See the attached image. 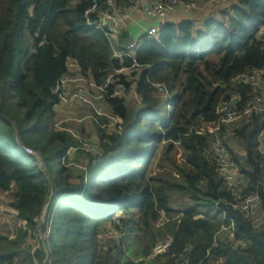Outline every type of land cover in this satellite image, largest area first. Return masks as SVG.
Segmentation results:
<instances>
[{"label":"trees","instance_id":"16d2710c","mask_svg":"<svg viewBox=\"0 0 264 264\" xmlns=\"http://www.w3.org/2000/svg\"><path fill=\"white\" fill-rule=\"evenodd\" d=\"M136 1L115 0V6L124 11ZM91 3L0 0V195L11 192V206L26 222L13 238L0 233V264L24 258L37 264L32 234L45 236L55 264H264V225L257 229L232 205L235 196L224 189L218 162L208 154L210 138L196 130L218 118L230 78L264 67V0H239L225 7L222 18L204 21L196 12L183 13L182 21L144 36L135 59L114 56V49L126 50L133 42L127 27L113 44L86 26ZM69 59L97 84L117 69L140 67L136 91L144 106L128 108L124 97L107 101L121 122L102 129L94 121L101 150L81 151L78 175L69 166L77 140L55 127L60 102L54 87L69 72ZM119 77L132 87L124 74ZM154 82L165 84L168 98L157 93ZM263 127L262 117L254 116L238 131L242 150L232 152L246 191L260 185L264 209V151L258 141ZM19 143L38 150L47 170ZM176 201L182 206L175 207ZM119 212L121 238L105 248L101 228ZM230 219L234 237L223 238L219 232ZM166 242V250L155 254Z\"/></svg>","mask_w":264,"mask_h":264},{"label":"built area","instance_id":"2783aa9c","mask_svg":"<svg viewBox=\"0 0 264 264\" xmlns=\"http://www.w3.org/2000/svg\"><path fill=\"white\" fill-rule=\"evenodd\" d=\"M229 0H173L170 2H154L145 7V14L151 18L158 19L160 25H152L146 36H153L160 32L161 28L167 23L166 19L170 16H177L183 13L192 12L195 9H202L205 5L213 3L225 4ZM115 0H92L91 5L85 10L86 26L104 33L110 41L115 44L121 32L122 23L130 19L135 9L130 8L121 13L114 12ZM143 38L133 41L128 45L126 50L118 51L114 49L115 57H129L135 59V54L140 47ZM67 74L62 75L56 82L54 92L58 96L60 104L65 105H85L91 107L96 115L87 116L92 118L102 129L112 127L121 119L113 114L109 109L107 101L116 97H121L123 90H128L125 83L119 77L125 75V71L129 69L141 70L140 67H124L115 70L105 80L103 84H97L93 78L88 77L76 60H68ZM139 66V65H138ZM81 71L82 76L76 77L71 73ZM126 76V75H125ZM116 78V82L112 79ZM264 81V67L249 70L243 74H238L230 78L227 86L231 88L228 96H225L219 103L217 108L218 118L212 122H203L196 127L197 133L200 135H208L211 146L208 151L209 157L216 159L218 162V174L223 181L224 189L230 191L235 196V203L232 205L242 212L252 224L261 229L264 225V209L263 199L260 191V185L254 191L247 192V181L240 177L238 173V165L233 158V152L242 150L238 131L246 124L251 123L254 116L260 115L264 120V90L260 88ZM82 83V85L80 84ZM153 86L157 93L165 99L169 97L167 87L163 83L154 82ZM252 86L253 90L243 94L246 88ZM137 92V91H136ZM139 95V94H138ZM140 97V95H139ZM141 98V97H140ZM98 100L105 101L107 106L98 103ZM101 102V101H100ZM141 102V99H140ZM106 117L111 122L103 123L99 117ZM83 119H76L82 122ZM55 127L60 130H66L77 140L78 147L72 150L84 151L89 153H99L100 144L92 137H84L79 132L65 127L63 121H57ZM259 149L264 151V127L258 134ZM20 148L27 154H30L41 161V153L33 147L20 143ZM230 226H223L219 232V236L234 237V223L230 219ZM26 222L19 223V227L25 225ZM50 234V229L48 231ZM118 238L121 234L117 233ZM42 234H40L41 237ZM44 250V264H55L51 250L47 247L44 237H42ZM170 242L160 243L155 248V254L164 252ZM38 246H34L36 250ZM204 264H219L213 261H207Z\"/></svg>","mask_w":264,"mask_h":264},{"label":"rangeland","instance_id":"374dc122","mask_svg":"<svg viewBox=\"0 0 264 264\" xmlns=\"http://www.w3.org/2000/svg\"><path fill=\"white\" fill-rule=\"evenodd\" d=\"M143 1H147V5H150L154 2H158L159 0H142L140 2V4L143 3ZM193 1V0H191ZM197 1V0H195ZM239 0H229L228 2H226L225 4H217V3H213L210 5H205V7H203L202 9H195L192 12H196L198 13L199 18L201 20L204 21V19L209 18L210 16L214 15L215 17L218 18H222L224 13H225V7L234 5L236 3H238ZM136 9V8H134ZM227 15V14H226ZM229 16V15H227ZM151 18V17H150ZM174 22H176V20L174 18L170 19ZM132 29V28H131ZM134 35L135 39H141L144 36H146L147 34V29H142L138 32H133L132 33ZM139 72H141V70H134V69H129L127 71H125V75L127 77V80L130 81L132 84V87H130V89L128 90H123L121 93V97L125 98V104L127 105L128 108H135V109H141L143 108V103L140 102V97L138 95V93L136 92V81L139 78ZM72 75H76V77H81L82 73L81 71L77 70L76 72H73ZM91 78V77H90ZM115 82L117 81L116 78L114 77ZM82 85V83H80ZM101 101V102H100ZM98 103H102L101 105L107 106L105 101L102 100H98ZM167 100L162 101V109H166L167 108ZM79 106L82 105H57V107L60 108H64V107H68V108H79ZM88 107V106H87ZM81 108V107H80ZM86 111L80 112V114H76L73 118L70 119H66V120H61L60 117L57 116V120L56 122L59 121H63V124L69 128H71L74 131H78L80 133V135L84 136V137H92L95 139V126H94V120L92 118H88L87 116H90L92 114L87 115V113H85ZM75 118H85L82 122H77ZM63 119V118H62ZM59 129V128H58ZM177 159L179 161L183 160V149L178 148L177 151ZM84 162V155L81 151L78 150H72L70 152V165L71 168L73 169V172L75 175H78L80 173V171L82 170V163ZM11 201H12V196H11V192H2L0 195V207H12L11 206ZM182 201H176L175 202V207L179 208L182 206ZM14 212L8 208V210H4L1 211L0 210V232L1 233H6V235L10 234L12 231L10 229L11 226L13 227H19L18 224L22 223L21 220H19L16 217L12 216L15 215L13 214ZM121 213L119 212L118 214H116L115 218V222L114 223H108L106 225L103 226V228H101V235L99 236V239L102 242V246H106L105 248H109L110 246H114L116 243H119L120 238H118V234H121V232L119 230H121L119 227L121 226V222L118 220L121 217ZM13 217V218H12ZM15 218V219H14ZM8 219V221H7ZM18 224H15L17 223ZM17 225V226H16ZM25 226V225H23ZM255 227L257 228V226L255 225ZM42 237L45 236L42 234L41 237L36 234H32L30 239H29V243L32 244L33 246H38L34 252V256H35V263L37 264H44V258H43V254H42V248L39 247V240L42 239ZM55 263V262H54ZM19 264H28L26 262V259L24 258L22 262H20Z\"/></svg>","mask_w":264,"mask_h":264},{"label":"crops","instance_id":"0c3cea01","mask_svg":"<svg viewBox=\"0 0 264 264\" xmlns=\"http://www.w3.org/2000/svg\"><path fill=\"white\" fill-rule=\"evenodd\" d=\"M142 0H137L135 2V5L133 8H136L135 9V13L134 15L128 19L127 21L123 22L122 23V28L123 27H127L131 33V38L133 39V41L135 40H138V39H135L134 38V35L132 34L133 32H138L142 29H148L152 26V25H160V21L158 19H154V18H150L149 16H147L145 14V7H146V3L147 1H143L142 4H140ZM114 12L116 13H121L122 10L121 9H117V8H114ZM185 16L186 15H183V14H179L177 16H170L166 19L167 22L169 21H172L170 19L174 18L176 21H182L183 19H185ZM200 16V15H199ZM214 16V15H213ZM195 17H198V15H196ZM197 20H200V18ZM132 28V29H131ZM59 105H64V106H67L65 104H59ZM81 106H79V108H68V107H64V108H60V107H57L55 108L56 112H57V116L61 118V120H66V119H70V118H73L76 114H80V112H83V111H86V109H82V107L80 108ZM63 118V119H62ZM75 119H83V118H75ZM59 121V120H58ZM78 132V131H77ZM8 208H10L13 212H14V208L12 207H0V210L1 211H4V210H8ZM13 214L15 215H12L14 217L17 216V214L14 212ZM13 218V217H12ZM15 219V218H14ZM8 221V219H7ZM9 222V221H8ZM15 224H18L15 223ZM19 225V224H18ZM17 226V225H16ZM17 228V227H16ZM16 228L11 226L10 229H11V233L9 234V236L11 238L14 237L15 235V231H16ZM1 233V232H0ZM3 234H6L3 232ZM8 235V234H7Z\"/></svg>","mask_w":264,"mask_h":264},{"label":"water","instance_id":"95a60500","mask_svg":"<svg viewBox=\"0 0 264 264\" xmlns=\"http://www.w3.org/2000/svg\"><path fill=\"white\" fill-rule=\"evenodd\" d=\"M20 144V143H19ZM41 163H42V165L45 167V169H46V165H45V162H44V160H43V158H41ZM47 170V169H46ZM52 196V195H51ZM49 205H50V203H48V205L45 207V209H44V212H43V214H42V217H41V219H40V224L42 223V222H44L45 221V219H46V215H47V212H48V208H49Z\"/></svg>","mask_w":264,"mask_h":264}]
</instances>
